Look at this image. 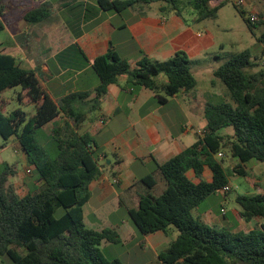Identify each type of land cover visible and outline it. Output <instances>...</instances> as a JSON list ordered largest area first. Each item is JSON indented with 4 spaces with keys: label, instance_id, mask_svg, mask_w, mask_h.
<instances>
[{
    "label": "trees",
    "instance_id": "obj_1",
    "mask_svg": "<svg viewBox=\"0 0 264 264\" xmlns=\"http://www.w3.org/2000/svg\"><path fill=\"white\" fill-rule=\"evenodd\" d=\"M229 3L231 0H99L105 11L160 4L161 13L174 12L182 17L190 10L198 23L216 20ZM233 5L255 34L257 23L252 24L247 12ZM1 16L0 12V34L4 30ZM50 16V6L44 5L25 18L35 24ZM258 40L264 43V34ZM255 58L246 49L215 70L214 77L224 84L231 102H207L205 135L167 162L157 164L159 175L144 177L121 197V204L142 235L170 228L178 231L176 240L159 254L161 264H264V223L248 233L233 232L213 228L193 215L207 198L229 185L226 156L239 161L234 170L242 177L249 176L242 164L252 160L264 163V69L252 71L259 66ZM192 64L184 51L164 62L145 57L136 65L113 52L100 56L93 63L101 81L93 110L100 108L109 86L122 76L155 94L163 91L165 96L158 97L161 103L181 91H192L198 84ZM161 75L167 79L163 85L158 82ZM40 76L38 69L25 70L14 56L0 53V95L20 87L36 105L31 117L20 108L5 114L0 107V141L5 146L12 138L18 140L27 164L41 183L20 196L11 181L17 170L8 163L0 164V264L6 260L10 264H123L119 259L109 261L102 251L103 244L123 242L119 231L93 230L85 223L90 185L102 175L101 149L90 134L77 132L70 121L76 125L85 121L86 115L75 104L92 93H73L57 104L46 95ZM59 118L67 121L42 134ZM227 128L234 130V136L221 134ZM220 152L226 156L219 158ZM206 168L212 172L211 182L203 180ZM189 171L200 179L198 184L189 179ZM254 186L257 195H240L236 202L242 208V218L264 220V192L258 183ZM58 208L65 210L60 218L56 217Z\"/></svg>",
    "mask_w": 264,
    "mask_h": 264
},
{
    "label": "crops",
    "instance_id": "obj_2",
    "mask_svg": "<svg viewBox=\"0 0 264 264\" xmlns=\"http://www.w3.org/2000/svg\"><path fill=\"white\" fill-rule=\"evenodd\" d=\"M44 5L50 6L51 16L39 23H28L26 15ZM160 7V4L136 5L117 12L103 10L99 0H0L4 23V30L0 34V53L14 56L25 70L38 69L46 95L57 104L73 93H92L84 102L75 104L76 109L86 115L85 121L78 125L70 121L77 132L90 134L101 149L99 163L102 175L90 185L91 198L84 207L85 223L98 231L115 228L122 237V243L131 242L137 254H151L148 262L128 264H161L159 254L176 240L179 233L175 228H170L167 232L144 236L136 231L128 219L120 224L111 222L112 210L123 206L121 197L131 186L148 175H159L157 164H163L191 147L198 136L205 135L207 128L204 118L207 102H199L196 91H181L161 103L158 97L165 96L163 91L155 94L145 87L132 84L127 76L120 77L117 83L110 85L108 93L100 100V108L93 110V100L97 96L95 91L101 83L93 63L96 58L109 52L136 65L145 57L152 62H164L177 52L184 51L193 61L191 71L196 79L193 66L210 60L207 50L197 43L200 35L191 25L192 22L198 23L193 11H186L181 17L174 12L163 14ZM195 52L204 55L203 58L193 56ZM215 63L213 76L222 65L220 60ZM158 82L163 85L167 79L161 75ZM213 83L215 87L216 82ZM0 103L3 104V107L0 104L3 112L10 113L3 93ZM28 103L32 102L26 95L25 104ZM199 107L203 108L202 113ZM175 113L182 114L183 120L177 123ZM193 114L205 120L203 130L195 127L191 117ZM119 117L121 122L117 125L115 121ZM66 121V118H59L49 124L48 133ZM221 134L234 136V131L224 129ZM11 140L18 142L16 138ZM23 156L26 161V155ZM258 163L252 160L242 165L250 174ZM238 164L235 158L228 163L230 186L231 177L240 176L234 170ZM188 177L196 184L200 182L194 171H189ZM244 178L250 187L258 191L254 184H259V180H251V183L249 177ZM203 180H213L209 168L205 169ZM218 194L222 197L219 212L216 213L211 207L198 213L195 218L216 229L245 233L264 223L256 217L248 220L242 218V208L238 203L233 211L228 210V195ZM91 202L97 205L98 215L97 220L89 223L86 220V207ZM222 210H225V214ZM99 222L103 224H97ZM112 245L103 244L107 248ZM115 259L126 264L119 257Z\"/></svg>",
    "mask_w": 264,
    "mask_h": 264
},
{
    "label": "rangeland",
    "instance_id": "obj_3",
    "mask_svg": "<svg viewBox=\"0 0 264 264\" xmlns=\"http://www.w3.org/2000/svg\"><path fill=\"white\" fill-rule=\"evenodd\" d=\"M233 4H238V7L241 10L247 12V16L251 14L258 15L259 21L257 22V27L254 30L255 34L249 30L243 18L235 9ZM191 25L195 33L200 35L197 39V43L203 46L204 49L210 54V60L200 62L198 65L193 66V70L198 80L197 87L193 91H196L195 93L198 95V101L201 102L205 100L206 102H221L223 100H227L231 102L229 96L227 95V90L224 84L221 81L216 80L213 76L212 67L214 64H216V60H220L223 64L232 56H235L246 49H250L253 53V56H257V59L255 58L254 62L259 65L252 71L256 72L264 69V43L258 40L264 34V4L260 0H231V3L225 5L220 10L216 20H205L199 23L192 22ZM193 56H196L197 58H203L204 55L202 56L201 53L195 52L193 53ZM213 81L216 82L215 87L213 85ZM203 96H205V99ZM25 97L26 92L22 91L20 87L8 89L3 93V98L8 101L7 106L9 112L20 108L27 114L28 117H31L36 113V105L34 103L25 104ZM1 105V107H3V104ZM198 110H200L199 112L202 113L203 108L199 107ZM174 117L177 123L183 120L182 114L175 113ZM191 117L195 123V127L198 130H203V128L206 126V122L202 116L200 118L198 114H193ZM120 118L121 117L115 121V124L118 125L121 122ZM227 129L231 132L234 131L232 128ZM49 131L50 126L48 125L43 129L42 134H47ZM192 135L194 134L192 133ZM3 144L4 141L1 140L0 164L8 163L17 170L18 174L12 177L11 181L16 192L20 196H24L33 187L38 186L39 181H37L32 168L27 164V161H25L23 156L24 152L22 151L20 144L16 140L9 141L5 146H2ZM223 153L226 156V153ZM231 158V156H226V170H228L227 166ZM231 176L233 175L231 174ZM248 177L250 178L249 181L251 183V180H259V185L264 192V163H258L257 166L252 169V172ZM231 182L233 191L228 194L227 198V208L230 211H233V208L237 205L236 198L238 196H255L258 194V191L250 187L248 182L242 176H236L233 178L231 177ZM221 202L222 197L219 194L211 195L201 204V206H199L198 210L194 211V216L196 217L198 213H202L205 209L211 207L216 210V213H218ZM96 206L97 205L95 203L91 202L86 207V220L89 223L97 220L96 216L98 214L96 211ZM64 214L65 210L63 208L57 209V218H60ZM127 219L140 234L139 230L131 220L126 207L119 206L112 210L110 221L114 224L126 222ZM261 222H264V220L261 219ZM97 224L103 223L99 222ZM102 251H104V256H107L109 261H113L115 258L119 257L126 264H128V262L144 263L151 259L150 253L147 255L137 254L132 248L131 242L114 244L108 248L107 246H103ZM6 261V264H10L9 260Z\"/></svg>",
    "mask_w": 264,
    "mask_h": 264
},
{
    "label": "built area",
    "instance_id": "obj_4",
    "mask_svg": "<svg viewBox=\"0 0 264 264\" xmlns=\"http://www.w3.org/2000/svg\"><path fill=\"white\" fill-rule=\"evenodd\" d=\"M240 4V3H239ZM238 5V4H237ZM249 17V20L251 21L252 24H256L258 21H259V17L258 15L256 14H251L248 16ZM224 153L223 152H220L218 154V157L219 158H222L224 157ZM233 190V188L230 186V185H227L225 187H223L219 192L222 193L223 195H228L231 191ZM223 214H225V210H222Z\"/></svg>",
    "mask_w": 264,
    "mask_h": 264
}]
</instances>
